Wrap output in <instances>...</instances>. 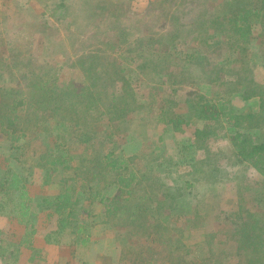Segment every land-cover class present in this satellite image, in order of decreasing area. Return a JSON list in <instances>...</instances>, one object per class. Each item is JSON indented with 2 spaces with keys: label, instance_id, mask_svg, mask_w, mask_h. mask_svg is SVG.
I'll return each mask as SVG.
<instances>
[{
  "label": "rangeland",
  "instance_id": "374dc122",
  "mask_svg": "<svg viewBox=\"0 0 264 264\" xmlns=\"http://www.w3.org/2000/svg\"><path fill=\"white\" fill-rule=\"evenodd\" d=\"M66 1L72 7L81 3L80 0ZM95 1L103 8L95 14L96 17L87 19L85 13L81 12L77 22H73L75 11H57V4L61 0H0V102L6 90H10L22 92L28 98L35 96L42 107L36 109L40 112L47 109L44 113L46 118L40 120L36 128L34 125L26 126L27 122L38 121V117L32 114L35 107L28 112L19 111L22 117L17 119V124L26 126L34 133L19 139L15 144L19 151L11 149L12 143L0 133V153L9 156L15 154L16 161L12 163V168L28 169V193L33 195L34 204L39 203L42 197L57 194V184L43 185L44 172L36 165L37 157L52 145L57 132L67 134L70 152L76 155L83 152L85 146L74 140L71 116L62 108L57 112L53 108L60 106L57 93L61 91L86 93L85 88L94 80L87 79V67L75 62L85 54L97 53L101 63L106 65L108 74V69L119 64L125 79L124 82L112 76L114 80L107 83L104 91L96 92V101L90 99L87 104V113L95 117L92 123L98 136L102 139L106 134L113 136L104 145L112 142L108 149H113L116 156L131 158L129 168L135 169L145 181L166 176L169 178L165 183L175 189L183 187V181L188 178L186 175L191 173L193 161L203 159L205 164L203 172L195 176L201 181L193 180L190 189L182 193L173 192L168 199L160 194V188L153 189L150 194L152 201L163 202L167 199L173 206L162 210L163 218L161 216L159 219V213H155L153 218L161 220L168 227L165 236L169 241V252L168 248L163 249L161 243H151V246L143 240L155 251L154 264H240L241 259L235 254L238 237L234 233V227L241 222L240 195L244 197L243 208L256 212L251 197L257 191H264V175L232 159L229 153L232 146L230 138L235 129L212 109L207 108L206 111L203 102L222 96L226 90L220 88V80L235 82L241 71L264 88V32L259 26L254 27L250 35L237 39L239 47L242 44L247 47L245 52L240 50L231 54L235 43L228 44L224 35L217 37L221 42L216 46H208L211 45L213 30L201 27V23L210 17L209 0ZM192 21L194 24L191 26ZM198 23L199 26L196 25ZM202 31L207 34L201 35ZM168 33H172L169 39L176 38L174 42L165 36ZM144 37L164 41L160 47L161 53L153 49L141 52ZM203 41L207 46H202ZM174 54L181 57L193 55L192 59H188L190 63H195L193 59L197 57V63L207 72V75L203 74L205 78L202 80L197 70L189 68L188 71H192L197 79L196 85H189L187 82L190 80L184 79L187 77L176 79L177 65L171 64L163 74L152 73L142 67L155 66L165 55ZM4 57L8 61H2ZM45 79L48 80L49 90L41 86ZM198 96L205 100L199 101ZM229 97L230 112L244 116L243 126L261 112L257 97L244 99L240 90ZM101 99H114L123 115L111 114L107 106H100ZM200 102V106H197ZM164 106L172 108L170 113L177 128L171 122L158 121ZM87 118L90 119L88 115ZM205 129L212 139L213 154L216 151L220 154L214 162H208L202 156L207 151L205 142L198 150L191 147V135ZM248 133L253 134L251 136L254 138L259 135L255 130ZM3 159L0 156V182L5 178L4 166H7ZM64 175L70 184L75 182L72 172ZM99 183H92L95 190ZM149 190V187L141 188V192L149 193ZM77 195L81 198V204L86 206L88 200L85 193L79 191ZM5 210L9 214V208ZM40 212L46 214L49 211ZM207 236L212 239L207 241ZM120 264L126 262L121 261Z\"/></svg>",
  "mask_w": 264,
  "mask_h": 264
},
{
  "label": "trees",
  "instance_id": "16d2710c",
  "mask_svg": "<svg viewBox=\"0 0 264 264\" xmlns=\"http://www.w3.org/2000/svg\"><path fill=\"white\" fill-rule=\"evenodd\" d=\"M163 1L166 2L167 0ZM66 2V0H61L57 4V11L67 10L70 13L75 11L76 15L73 22H77V16L81 12L85 13V17L89 19L96 17L95 14L103 9L95 0H80L81 3L75 7L68 5ZM208 2L211 5L209 8L211 10L210 17L207 18V21L205 19V22L202 21L201 23V27H208L213 30L211 33V45L208 44V46H216L220 41L217 37L224 35L226 42L229 41L228 44L231 42L235 43L231 54H234L235 51L240 52V50L244 53L247 47H244L243 44L239 47L240 43L237 39L241 36L250 35L252 29L256 26H259L261 31L264 32V0H209ZM176 24L178 25V23ZM190 24L192 26L194 21ZM196 25L199 26V23ZM200 33L203 36L207 34L204 31ZM169 34L172 33H168L165 36L168 37L169 41L172 39L174 42L176 38L169 39ZM160 41L144 37L141 40V44L144 47L140 51L153 49L161 53L160 47L164 41H161V44L155 47ZM203 45L207 46V43L203 41ZM98 57L97 53L85 54L75 62L79 66L87 67V79L94 80L89 82L88 88H85L86 93L69 94L67 91H61L57 93L58 102L60 99V106L53 108L54 112L62 108L63 112L71 116L72 122L74 121V140L78 144L85 146L83 152L78 155L72 151L70 152L67 148L70 144L67 134L65 132H57L54 134L55 141L52 145L47 147L45 152L37 157L36 165L44 172L43 185L57 184L59 187L57 194L49 198L42 197L39 203L34 204L33 197H30L28 193V185L30 184V181L26 178L28 169L11 167L12 163L16 161V156L13 153L8 158L3 159L7 166H4L5 178L3 182H0V208L3 210L9 208L10 215L17 216L21 222L26 223L31 221L33 214L38 210H48L46 217L48 219H57V235L64 232L67 226H70L75 242L82 246H87L90 241L89 230L94 225L89 221L91 219L89 206L94 202L100 203L105 207L110 224L124 228L126 238L134 242V244L129 245L128 249L124 250L126 255H129V264H154V249L141 242L145 240V243L150 244L161 243L164 250L169 245V241L166 240L165 236V231H167L168 227L161 220L153 219L155 218V213L160 214L158 215L160 219L162 210H166L168 207L173 208L172 203L169 200L167 201L171 193L176 191L182 193L183 190H188L193 186V180L195 182L201 181V178H195V176L202 171V167L205 164H203V159L193 161L191 163V173L186 175L188 178L183 181V187L178 189L173 187V189L171 185L169 186L165 183L169 177L156 176L145 181L135 169L129 168L130 163L128 162L132 161L131 158L118 157L113 149L109 150L108 145L110 146L112 142H107L108 145H104V142L112 139L113 136L106 134L104 135L105 139L98 136V132L92 123L95 117L92 116V113H87V104L90 99H93L94 102L96 101V92L104 91L107 83L114 80L112 76L116 80L122 79L124 82L125 79L122 76L123 71L120 69L119 64L108 69L110 72L108 74L106 65H103ZM192 58L193 55L191 54L185 57L177 54L165 55L164 58L160 59V63L155 64V66L142 67H146L152 73L163 74L166 72L165 68H169L171 64H174L178 66L177 80L187 77L184 79L190 80L187 82L189 85H196L195 80L197 79L192 71H188L189 68L197 70L202 80L205 78L203 74L207 75V72L197 63V57L193 59L196 60L195 63H190L188 59ZM2 61H8V59L4 57ZM244 73L242 75L238 73V79L232 83L221 79L220 88L222 87L226 92L224 91L225 93L222 96H216L213 101L198 97L199 101L205 100L203 105H206L204 108L206 111L207 108L212 109L219 118L226 119L231 124V128L235 129L233 136L230 138L232 146L229 149V153L232 159L236 163L246 164L261 175H264V139L260 140L264 136V88L251 78H247ZM47 84L48 80L45 79V82L41 85L42 88L49 90ZM239 90L243 92L244 99L248 100L257 97L261 103V112L245 126L242 125L245 122L244 116H238L230 112L231 99L229 96L234 92H239ZM4 94L0 102V133L5 135L12 143L11 149L19 151V147L15 145L19 139L34 133L26 126L34 125L36 128L39 121L46 118L47 115L44 113L47 109H43L42 112L36 109L37 107H42L39 106L35 96L28 98L22 92L15 93L10 92V90H6ZM99 101L100 106H107L111 114L115 116L123 115L115 105L117 103L114 99H101ZM200 104L201 102L197 106H200ZM31 107H35V111L33 110L35 113L32 114L38 117V121L36 123L33 121L27 122L26 126H19L17 119L22 117V115L18 112L21 110L28 112ZM128 111L129 109L126 112ZM170 111H172V108L164 106L158 121L163 123L171 122L177 128V124L175 123L174 125V117ZM52 113L51 111L50 114ZM86 114L91 120L87 118ZM109 117L112 118L110 115ZM184 124L188 125L187 123ZM249 130L258 131V137L254 138L251 136L253 134L249 135ZM206 131L205 129L195 135H191V147L194 146L195 150H198L204 142H207L206 144L204 143L207 151L203 152L202 156H205L204 160L208 162L213 160L214 162L220 154L217 151L213 154L214 149L211 148L212 139L206 134ZM157 164L162 166L159 162ZM31 171L32 168L29 169L30 173ZM68 171L74 175L73 180L75 182L73 184H70L68 177L64 175ZM95 182H100V186H97L98 189L96 190L92 186V183ZM164 183L165 185H162ZM143 187H149L151 190H149V193L147 191L141 192ZM155 188H160L159 192H161L160 194L163 198L167 197L165 201L151 200L150 194L152 195ZM79 191L85 193L86 200H88L86 206L81 204V198L77 195ZM118 196H122V198L119 199ZM251 198L256 205V212L243 208L245 205L244 197L242 194L240 195L239 206L241 207V213L239 220L241 222L234 227V233L238 237L235 254L241 259L240 264H264V191L255 192ZM206 239L209 241L212 237L207 236ZM47 241L50 243V239H47Z\"/></svg>",
  "mask_w": 264,
  "mask_h": 264
},
{
  "label": "crops",
  "instance_id": "0c3cea01",
  "mask_svg": "<svg viewBox=\"0 0 264 264\" xmlns=\"http://www.w3.org/2000/svg\"><path fill=\"white\" fill-rule=\"evenodd\" d=\"M0 156L6 159L9 154ZM4 210L0 208V264H129L124 250L134 242L126 238L124 228L110 224L100 203L89 206V221L94 225L87 246L75 242L70 226L57 235V219H48L43 212L26 223Z\"/></svg>",
  "mask_w": 264,
  "mask_h": 264
}]
</instances>
